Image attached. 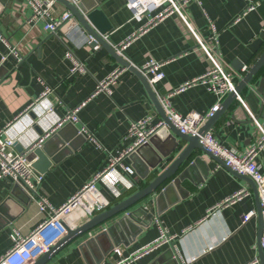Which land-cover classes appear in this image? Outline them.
Listing matches in <instances>:
<instances>
[{
  "label": "crops",
  "instance_id": "obj_1",
  "mask_svg": "<svg viewBox=\"0 0 264 264\" xmlns=\"http://www.w3.org/2000/svg\"><path fill=\"white\" fill-rule=\"evenodd\" d=\"M82 1L85 8L99 9L110 24L104 38L112 47L135 34L121 53L116 51L119 56L138 70L149 60L162 64L164 77L151 87L159 98L168 95L170 107L181 115L191 112L204 115L217 102V96L204 84L179 89L210 67V61L199 49L184 20L207 43H211L207 19L213 23L224 67L234 72L236 62L246 67L236 83L264 51V0H189L181 9L184 20L173 12L143 31L140 29L149 16L161 8L134 18L126 0ZM253 3L257 7L247 11ZM65 11L69 10L58 2L53 13L59 15ZM30 13L25 0H0V33L22 56L17 62L0 40V130L7 126L6 135L24 149L38 145V140L48 133L42 142L49 140L46 148L56 161L43 171L35 169L43 175L37 193L58 207L106 166L110 154L116 156L127 149L132 142L126 136L131 122L150 116L149 126H152L162 119L137 74L123 68L102 45L92 47L87 42L90 36L77 22H69L49 33L42 21L26 22ZM66 52L82 63V71L70 74L72 61ZM119 68L123 69L111 85L110 93L104 90L95 93L98 82ZM262 80L264 66L241 89L240 99L235 98L221 111L210 127L218 141L237 154L255 144L261 138L260 129L264 130ZM48 88L50 93L42 96ZM76 106H80L77 121H65L57 126ZM167 137L170 140L163 152L179 141L173 133ZM154 142L160 141L155 137ZM184 146L185 143L179 144L176 152L164 159L160 170ZM143 151L146 158L129 154L121 160L132 170L130 175L119 168L115 175L117 185L124 188L127 179L137 181L138 185L128 194L117 199L109 181L97 182L98 189L109 201L106 209L149 181L143 180L141 174L148 166V157L159 153L151 146ZM195 158L199 160L176 187H161L133 207L77 236L46 264H115L133 256L159 236L156 220L168 234L175 236L174 240L133 256L124 264H249L253 258H259L262 229L249 177L233 172L220 159L200 150H195L189 160ZM256 162L264 173V147ZM14 185L13 181L0 178V256L12 246L11 236L15 231L26 235L43 219L29 194L20 186L26 195L19 193ZM243 187L249 190L247 196L232 203H221ZM132 211L138 220H144L145 216L151 220L140 227L124 219ZM250 211L255 215L242 224L241 216ZM76 215L77 212L72 215L73 228L86 221Z\"/></svg>",
  "mask_w": 264,
  "mask_h": 264
},
{
  "label": "built area",
  "instance_id": "obj_2",
  "mask_svg": "<svg viewBox=\"0 0 264 264\" xmlns=\"http://www.w3.org/2000/svg\"><path fill=\"white\" fill-rule=\"evenodd\" d=\"M71 1L76 2L77 0ZM188 1L189 0H126V4L131 10L134 18H140L157 8H161V10L155 15L149 16L144 27L140 29V31H143L150 25L155 24L173 12H177L183 19L184 16L181 13V9ZM25 2L26 6L31 10L26 22L28 24H34L38 21H42L44 30L49 33H54L72 18L69 11L62 12L59 15L53 13L55 5L58 3L57 0H25ZM161 4H163V6H161ZM256 7L257 4L254 3L248 5L247 11L253 10ZM207 20L210 29L209 38L211 43L204 42L201 36L189 26L186 20H184L189 27L193 38L198 44L199 49L210 61V67L198 78L182 84L179 89L183 90L196 83L204 84L210 92L217 96V102L213 104L209 111L204 115L196 112L181 115L170 107L168 95L161 96L159 101L168 119L181 134L198 136L200 144L213 156L219 158L226 167L230 168L235 173L246 175L254 181L257 186L263 220V232L260 238V245L264 258V173L256 162L258 153L264 147V130L260 129L261 138L242 154H237L232 148L222 145L216 138L215 134L210 130L203 135L199 134L201 126L219 110L222 100L231 92H235V86L237 84L236 78L241 77L246 70V67H242L239 71L234 72L227 70L224 67L217 48V32L213 23H211L209 19ZM133 37H135L134 33L118 46H114V49L118 53H121ZM0 40L7 45L9 52L14 56L17 62L22 60V56L17 47L10 45L1 33ZM87 42L95 48L100 46L98 44L93 46V39L91 37L87 39ZM65 55L72 61L70 74L83 70L82 63L77 61L70 52H66ZM161 66V63L149 60L139 69L152 87L157 81L162 80L164 77ZM123 68L114 70L104 80L98 82L95 88V93L102 90L110 93L111 85L115 83L118 74ZM50 91L49 88L46 89L42 96H46ZM236 98L240 99L238 94L236 95ZM39 99L40 98L36 99L34 102H37ZM34 102L31 106H33ZM83 104L84 102H82L80 106ZM80 106H76L68 111L66 116L57 123V126H60L65 121H77L76 114ZM150 121L151 117L146 116L141 120L131 122L126 136L131 138L132 142L127 149L116 156L110 154L106 166L58 207L51 205L46 197L40 196L37 193L38 186L42 183L43 175L35 171L31 165V161L27 160L26 153H19L15 150L14 139L11 136L6 135L7 126L1 129L0 178L11 180L14 184L22 187L29 194V199L38 205L39 212L43 215V219L26 235H22L18 231H15L12 234V246L0 256V264H28L36 261L48 252L51 247H53L66 234V226L70 228L74 227V221L72 220L74 212H77L75 217L79 218V220H87L96 214V212L106 209L109 205V201L98 189L97 182L99 180L109 181L115 189V196L119 195L117 189V177L115 176L118 172V168L127 175L132 173V170L129 167L124 166L121 163V160L123 157L132 153L137 147L146 143L157 129L164 126L162 120L149 126ZM47 135L48 133L44 137ZM44 137H41L38 140V145L42 143ZM126 184V188H133L138 185L137 181L132 178L127 179ZM248 194L249 190L243 187L235 191L221 203L227 204L239 201ZM254 215V211L243 214L241 216V223H246ZM155 224L158 227L159 236L151 244H148L142 250L134 253V257H138L139 254L147 253L163 243H168L174 240L175 236L168 234L167 229L161 222L156 220ZM133 256L124 258L115 264H124L131 260ZM258 262V258L255 257L249 264H258ZM181 264L184 263L182 262Z\"/></svg>",
  "mask_w": 264,
  "mask_h": 264
},
{
  "label": "water",
  "instance_id": "obj_3",
  "mask_svg": "<svg viewBox=\"0 0 264 264\" xmlns=\"http://www.w3.org/2000/svg\"><path fill=\"white\" fill-rule=\"evenodd\" d=\"M82 1V0H81ZM78 0L77 2H73L71 0H57L60 4L65 6L72 15V18L69 22H77L79 26L83 29V31L89 35L93 39L92 45L95 44L102 45L112 56L115 57V59L121 64L123 67L132 70L137 74V76L142 81L144 88L153 103L156 111L158 112L159 116L161 117L162 121L164 122V126L157 129V131L149 138V140L137 147L132 153H130L132 156H139L140 154L142 157L146 158L145 152L143 149L145 147H153L158 153L159 156L150 155L146 161L148 163V166L145 167L143 174H141V177L143 180H149L143 187L136 189L135 192L127 195L114 205L110 206L108 209H105L103 211L97 212L93 215L89 220H86L81 225L76 226L75 228H70L66 226V234L53 246L51 249L46 252L44 255H42L40 258H38L36 261H34L32 264H46L52 257H54L62 248H64L69 242L74 240L77 236L91 230L95 226L101 224L105 220L117 216L118 214L126 211L127 209L133 207L135 204L140 202L142 199L146 198L150 194H154L157 192L158 189L161 187L164 189L167 187L177 186L179 181L183 180V178L186 177L187 171L190 167H193L196 162L199 160L198 158H195L194 160L190 161V157L194 153L195 150H200L203 153L213 156L210 152H208L199 142L198 136H191L187 134H181L178 129L170 122L168 119L157 94L154 92L151 85L148 83L146 77L136 68L134 65L129 63L126 59L119 56L116 53V50L114 47H112L104 38L106 32L110 29V24H108L107 20H105L104 15L99 9H93V8H85L83 4L85 2H81ZM77 3V4H76ZM83 3V4H82ZM66 23V24H67ZM65 24V25H66ZM1 53H0V60H1ZM264 66V51L262 54L258 57V59L252 64V66L249 68L247 73L243 76V78L236 84L235 86V92H231L223 101L221 108L214 114L213 117L209 118L203 127L200 128L199 134L203 135L206 132L210 130V127L212 126L214 120L217 118L219 113L227 108L229 104L232 103V101L236 98V95L240 93L241 89L244 88L246 85H248L252 78L258 73V71ZM241 64H238L237 62L234 65V69L239 71L241 69ZM264 83V80L261 81ZM263 93V91H261ZM32 115V113H30ZM173 133L176 137H178L179 141L175 142V147H170V150H167L163 152V149H166V146H168L170 138H168V134ZM79 137L82 138L81 135ZM155 137L159 139L160 142L155 143ZM49 141V140H48ZM47 140L42 144L39 145H31L27 147L26 149L22 148L21 145H19L17 142L14 143V148L19 153H26V157L28 161H31V165L34 169L38 171H43L46 169L52 162H55L56 159L53 158L47 147ZM65 140L62 141V144L64 146ZM185 143L184 148L173 158L171 162H169L162 170H160L159 166L164 163V159L167 156H171L176 152V147L181 144ZM66 147H69L67 145ZM63 150H65V147H63ZM141 151H143L141 153ZM148 156V155H147ZM140 157V156H139ZM215 157V156H213ZM217 158V157H215ZM34 159V160H33ZM219 160V158H217ZM33 160V161H32ZM251 181L254 195L257 199V216L260 220V226L263 232V220L261 215V207H260V199L257 192V186L254 183L252 179L249 178ZM15 190H17L19 193H22L23 195H26L22 189L19 187V185L15 184L13 186ZM117 189L119 191V195L115 196L117 199L120 197L125 196L130 192L132 188H124L120 185H117ZM136 212H128V215L124 217L126 220H131L135 223H137L140 227L147 225L151 220L150 216H145L144 220H138L135 216ZM147 218V222L146 221ZM104 233V232H103ZM262 235V234H261ZM261 238V236H260ZM260 242V240H259ZM261 246V245H260ZM113 248V246H111ZM259 263L264 264V258H263V251L262 248H260L259 252Z\"/></svg>",
  "mask_w": 264,
  "mask_h": 264
}]
</instances>
